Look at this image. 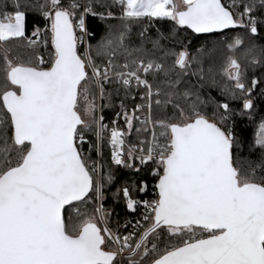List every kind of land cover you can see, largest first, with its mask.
I'll return each mask as SVG.
<instances>
[{
	"label": "snow or ice",
	"instance_id": "1",
	"mask_svg": "<svg viewBox=\"0 0 264 264\" xmlns=\"http://www.w3.org/2000/svg\"><path fill=\"white\" fill-rule=\"evenodd\" d=\"M117 4L122 20L171 21V33L151 39L145 29L130 48L125 24L96 46L86 43L85 16L112 18ZM7 9L0 5V45L27 41L32 52L0 47V264H264V118L247 149L235 132V118L252 114L256 96L264 99V76L246 82L241 71V60L245 68L264 66V43L255 42L264 39V0H11ZM30 12L43 27L34 20L27 36ZM187 30L220 38L190 52L189 37L179 39ZM49 40L45 60L35 49ZM169 40L182 46L168 48L162 41ZM217 53L228 83L221 86L209 67L210 84L223 100L205 98L184 79L196 65L192 75L203 87L204 61ZM109 83L141 101L131 111L121 101L127 131L95 115L96 93L104 98ZM134 127L142 138L125 154ZM89 132V151L99 156L106 139L114 164L140 172L138 161L155 181L151 200L134 198L148 188L143 179L117 190L128 210L144 208V223L128 235L107 226L103 205L92 214L73 205L93 192L102 200V180H112L84 152ZM65 206L76 216L66 219Z\"/></svg>",
	"mask_w": 264,
	"mask_h": 264
},
{
	"label": "trees",
	"instance_id": "2",
	"mask_svg": "<svg viewBox=\"0 0 264 264\" xmlns=\"http://www.w3.org/2000/svg\"><path fill=\"white\" fill-rule=\"evenodd\" d=\"M82 1H84V4L88 3V0H80V3L82 4ZM111 2V0H109ZM6 4L8 5L7 10H11V0H0V5ZM99 11V9H96ZM114 13V17L112 18H105L101 19L99 16H92V15H86L85 16V25L88 29V32L92 35L87 36L88 44H91L93 46H96L99 42L104 40L107 36L108 29L110 27L114 28L115 30H123V26L126 24L128 29V38L126 39V44L131 48L133 46H139L140 44V36L139 34L144 31L145 37L155 39L158 32H163L166 35L170 34L172 31V22L167 20H159L149 17H140V18H134L129 20H122L120 18L121 16V7L119 4L115 5L113 8L110 9ZM39 20V26L43 27V19L41 17H38L36 13L30 12L27 17L26 22V35L30 36L31 32L33 30V22L34 20ZM229 35H241L244 36L245 33L242 29H235V30H226ZM78 35V30H77ZM187 35L189 39L191 40V44H189V51L194 52L196 48H199L201 44H207L209 47L212 46V44L216 43L218 39L220 38V34H192L191 30H187V32L180 31L179 33V39L183 40V37ZM261 36L264 37V32L261 33ZM248 38L245 36V43L247 44ZM256 43H264V39L257 38ZM162 43L165 44L168 48H174L178 50L182 45L179 42L173 43L171 40L169 41H162ZM184 44H188V41H184ZM27 41H13L6 45H0V47H12L13 49H17L20 52L27 51L29 55H31L32 50L26 49ZM146 48H151L150 43H145L144 45ZM43 43L39 44L36 47V51L40 55H46L47 59L48 52L51 51V44L50 40L47 45V50L43 49ZM78 51L83 52L82 45H78ZM96 62L103 64L106 62L105 58L96 57ZM116 61L118 63L124 62V54L123 52L118 51L116 57ZM170 62V61H169ZM221 64L222 59L219 53L215 54L211 59H205L203 67H204V81H203V87H200L201 81L199 80L198 76H193L192 72L196 70V65H193L192 68L188 70V75L184 77V79L190 83L194 88H199L201 91V94L207 98L209 94L211 96L215 97L218 100L225 99L219 91V88L212 86L210 84V73H209V67L212 69V73L215 74V79L220 83L221 86H223L225 83H228L226 79L223 77L221 73ZM241 71L246 72V82L247 80H250L252 75L255 74L257 77L264 76V66H257V67H247L245 68V61L241 60ZM118 86L114 83H109L105 85V97L99 99L98 92L96 93V112L95 115L99 117H103L102 123H107L108 125H112L111 121L115 118L118 119L119 123H121V127L125 128V122L122 119V111H121V101L126 105L127 109L131 111V109L134 107L135 103H138L139 97L137 96L136 100L133 101L131 98V95H125V92L123 89L117 94L115 89ZM258 91V90H257ZM136 92V89L133 88V93ZM89 97L92 99L91 94ZM256 101V107L253 110L251 115H245L242 117H236L235 118V132L237 136L244 141L245 148L247 149L248 144H250L254 138L256 131L258 129V125L260 123V120L264 118V99H261L259 96L255 97ZM230 103L233 104V106L238 105V101H230ZM211 108V106H209ZM121 113V116H117V113ZM134 125H136V122L134 121ZM125 131L127 129L125 128ZM105 137H107V133H104ZM88 136V142L86 143L84 147V152L86 155L91 156L93 161L100 160L101 163V173L100 177L103 178L105 172H110L112 175L111 181H103V199L100 200V202L103 205V208L106 213H109L106 216L107 226H109L112 229H118L129 216L132 215V211L128 210L126 208L125 202L122 198V193H118V189H122L125 185H132L133 183H139L142 179L147 181L148 188L145 193H135L134 198H141L147 193H149L152 189H154V179L146 175L144 169V166L139 165L138 161H134L133 163L136 164L141 168L140 172H137L135 168H128L124 167L122 165H116L111 160V147L107 144V140L102 144L101 148V154L97 156L96 150L93 148L91 151H89V143L95 142V135L93 132H89L87 134ZM142 137H138L137 133L135 132V127L133 130L126 135V139L128 142L138 141ZM91 166V162H90ZM95 179V174H94ZM91 199H89L86 203H79V202H73L74 206H82L84 209H87L88 214H92L93 208L97 206L98 201L94 198V192L90 194ZM71 210L68 206L65 207V218H68L69 212ZM74 217L76 215L72 214ZM103 227L104 225H100ZM140 231V229H138ZM138 237L135 236L132 239L133 247L134 241Z\"/></svg>",
	"mask_w": 264,
	"mask_h": 264
},
{
	"label": "built area",
	"instance_id": "3",
	"mask_svg": "<svg viewBox=\"0 0 264 264\" xmlns=\"http://www.w3.org/2000/svg\"><path fill=\"white\" fill-rule=\"evenodd\" d=\"M85 40H86V43H87V36L85 37ZM99 99H100V96H99ZM141 101H139L138 103H140ZM119 113V112H118ZM138 115H143V114H138ZM114 120H116V126L117 127H121V123H119L118 119L115 118ZM102 123V122H101ZM102 124H106L108 125L107 123H102ZM113 125H108L109 128H111ZM107 133V132H106ZM108 135V133H107ZM106 135V136H107ZM125 139V144L123 145L124 149H125V154L127 153V150L128 148L133 145V144H138V141H133V142H128L127 139H126V136L124 137ZM87 143V142H86ZM86 143L83 144V149L86 145ZM111 147V146H110ZM98 165H99V172H98V175L100 176V173H101V163H100V160L97 161ZM153 193H154V189H152L149 193H147L146 195H144L143 197L141 198H136V199H142V200H151L153 199ZM144 212V208L142 206L138 207L136 209L135 212L132 211V215L129 216L127 218V220L118 228L119 230V233L121 236H124V235H128L129 233H132L133 232V225H135L136 221L137 220H141V224L144 223V221L142 220V217H141V213ZM138 231V229H137ZM135 237V235L132 237V239ZM131 243V241H130Z\"/></svg>",
	"mask_w": 264,
	"mask_h": 264
},
{
	"label": "rangeland",
	"instance_id": "4",
	"mask_svg": "<svg viewBox=\"0 0 264 264\" xmlns=\"http://www.w3.org/2000/svg\"><path fill=\"white\" fill-rule=\"evenodd\" d=\"M177 3H179V0H177ZM82 4H84V1H82ZM78 35H79V31H78ZM87 43H88V40H87ZM43 49L45 50L46 48H45V46L43 45ZM82 48H83V51H84V45H82ZM47 50V49H46ZM43 57H44V59L45 60H47V56L46 55H42ZM98 95H99V93H98ZM89 99H91L90 97H89ZM98 205H102V203L100 202V201H98V204H97V206ZM77 207H79V209H80V212L81 213H85V212H87V209H84L82 206H77ZM71 210V212H72V214H74V215H76V212L74 211V210H72V209H70ZM109 227V226H108ZM110 228V227H109ZM114 233L118 230V229H112V228H110ZM131 243H133L132 242V240H131Z\"/></svg>",
	"mask_w": 264,
	"mask_h": 264
},
{
	"label": "water",
	"instance_id": "5",
	"mask_svg": "<svg viewBox=\"0 0 264 264\" xmlns=\"http://www.w3.org/2000/svg\"><path fill=\"white\" fill-rule=\"evenodd\" d=\"M226 31V30H225ZM204 34H210V33H204ZM66 207V206H65Z\"/></svg>",
	"mask_w": 264,
	"mask_h": 264
}]
</instances>
